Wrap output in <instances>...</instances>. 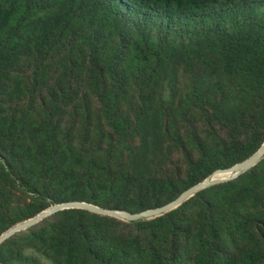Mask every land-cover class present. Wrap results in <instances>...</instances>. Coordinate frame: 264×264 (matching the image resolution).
Returning a JSON list of instances; mask_svg holds the SVG:
<instances>
[{
  "label": "trees",
  "instance_id": "obj_1",
  "mask_svg": "<svg viewBox=\"0 0 264 264\" xmlns=\"http://www.w3.org/2000/svg\"><path fill=\"white\" fill-rule=\"evenodd\" d=\"M62 16L65 28L90 23L96 27L95 39L112 43L105 67L118 88L127 81L123 72L127 67L136 71L145 88L168 67L198 70L189 103L198 104L205 113L218 146L198 139L199 160L190 158L188 181L182 186L137 172L115 171L110 161L101 165L87 152L91 176L79 187L71 161L80 158L81 152L61 143L50 122L42 125L49 150L38 153L39 159L36 154L30 158L33 152L22 149L23 122L15 126L14 120L0 119L6 144L0 151V176L31 199L20 214L7 217L3 205L8 193L0 188V236L52 204L81 201L131 214L163 207L216 171L249 159L263 145L264 0H0V91L27 44L42 52L41 38L46 37L44 55L50 54L57 40L55 22ZM33 20L39 23L35 25ZM153 25L157 26L156 38ZM48 26L51 34L44 36ZM247 117L256 128L241 148L230 147L220 136L221 126L234 132ZM137 121L142 123V116ZM110 124L119 136L113 146L135 133L120 119ZM263 165L264 161L239 179L205 190L152 221L127 224L86 210L59 212L3 243L0 261L264 264ZM132 191L137 192L133 203L125 200ZM16 240L22 243L8 259L7 250Z\"/></svg>",
  "mask_w": 264,
  "mask_h": 264
},
{
  "label": "rangeland",
  "instance_id": "obj_2",
  "mask_svg": "<svg viewBox=\"0 0 264 264\" xmlns=\"http://www.w3.org/2000/svg\"><path fill=\"white\" fill-rule=\"evenodd\" d=\"M62 19L63 16L55 22L57 27L53 30L57 32V40L50 54L44 55L46 37L41 38L42 52L27 44L21 61L17 67L13 66L10 80L0 91V119L14 120L15 126L23 122L22 149L33 152L30 158L48 151L42 125L50 122L61 143L81 152L80 158L71 161L79 187L91 176L87 152L101 165L110 161L115 171L137 172L159 182L184 185L188 181L190 158L197 161L200 157L198 139L212 147L218 146V140L210 135L212 130L205 113L198 109V104L189 103L198 70L194 72L183 65L168 67L150 88H145L136 71L127 67L123 70L127 81L118 88L105 67L112 43L95 39L96 27L90 23L70 24L65 28ZM151 31L156 38L157 26L153 25ZM49 34L48 26L43 35ZM144 102H147L145 116L141 115ZM165 110L170 114H160ZM140 116L142 123L137 121ZM114 119L124 121L135 132L115 146L113 143L119 136L110 124ZM252 128L256 125L247 117L244 125H238L234 132L221 126L220 136L237 149L247 143ZM5 146L0 133V151ZM260 172H264V165ZM0 188L8 193L3 205L7 217H16L25 203L31 202L26 195L11 188L3 176H0ZM126 195V201L133 203L137 199L136 191ZM169 198L165 197L166 201ZM21 243L17 241L9 247L6 258H11Z\"/></svg>",
  "mask_w": 264,
  "mask_h": 264
},
{
  "label": "water",
  "instance_id": "obj_3",
  "mask_svg": "<svg viewBox=\"0 0 264 264\" xmlns=\"http://www.w3.org/2000/svg\"><path fill=\"white\" fill-rule=\"evenodd\" d=\"M263 161H264V143L261 146V148L249 159L245 160L242 163L236 164L235 166L227 170L216 171L213 175L208 177L203 183H200L188 189L173 202L163 207L140 212L137 214H131L129 212L120 211L117 209H105L103 207L94 205L92 203L81 202V201H69L60 204H54L50 206L48 209L37 214L35 217L20 222L14 225L13 227H11L5 233H3L0 236V246L3 243H5L7 240L14 237L15 235L22 233L36 226L43 220L65 210H72V209L86 210L91 213L112 217V219H117L127 223L144 222V221H150V220L162 218L165 215L183 206L186 202L194 198L197 194L205 190H208L210 188L220 186L226 183H230L239 179L240 177L244 176L245 174L249 173L251 170L256 168ZM222 175H229V178L216 179V177ZM0 264H4V263L0 261Z\"/></svg>",
  "mask_w": 264,
  "mask_h": 264
},
{
  "label": "bare ground",
  "instance_id": "obj_4",
  "mask_svg": "<svg viewBox=\"0 0 264 264\" xmlns=\"http://www.w3.org/2000/svg\"><path fill=\"white\" fill-rule=\"evenodd\" d=\"M225 178H229V175H222V176L216 177V179H225Z\"/></svg>",
  "mask_w": 264,
  "mask_h": 264
}]
</instances>
